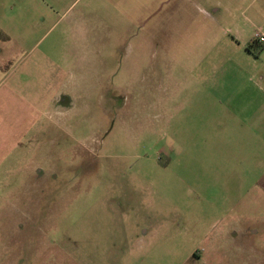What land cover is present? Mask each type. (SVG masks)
<instances>
[{
	"label": "rangeland",
	"instance_id": "1",
	"mask_svg": "<svg viewBox=\"0 0 264 264\" xmlns=\"http://www.w3.org/2000/svg\"><path fill=\"white\" fill-rule=\"evenodd\" d=\"M260 30L264 0H0V264H263Z\"/></svg>",
	"mask_w": 264,
	"mask_h": 264
},
{
	"label": "crops",
	"instance_id": "2",
	"mask_svg": "<svg viewBox=\"0 0 264 264\" xmlns=\"http://www.w3.org/2000/svg\"><path fill=\"white\" fill-rule=\"evenodd\" d=\"M264 32V31H263ZM254 40V39H253ZM20 104H18V106H16L15 108V114H16V119L15 121H2L0 123V127H4V126H9V130L8 132L4 133V129L5 128H2L0 129V141H8V139L11 137V133H17V135H21L20 134V129L21 127L24 126V121L26 120V114H24L22 112V109L19 107ZM35 111H37V108L35 107L34 108ZM11 113L14 112V111H10ZM6 113V112H5ZM1 115H3V111L1 113ZM1 125H4V126H1ZM7 128V129H8ZM6 129V130H7Z\"/></svg>",
	"mask_w": 264,
	"mask_h": 264
},
{
	"label": "built area",
	"instance_id": "3",
	"mask_svg": "<svg viewBox=\"0 0 264 264\" xmlns=\"http://www.w3.org/2000/svg\"><path fill=\"white\" fill-rule=\"evenodd\" d=\"M254 40L259 43L263 44L264 43V32L262 30L257 31L254 35Z\"/></svg>",
	"mask_w": 264,
	"mask_h": 264
},
{
	"label": "trees",
	"instance_id": "4",
	"mask_svg": "<svg viewBox=\"0 0 264 264\" xmlns=\"http://www.w3.org/2000/svg\"><path fill=\"white\" fill-rule=\"evenodd\" d=\"M252 47H257V48H261L262 45H260L259 43H257L255 40L252 41Z\"/></svg>",
	"mask_w": 264,
	"mask_h": 264
},
{
	"label": "flooded vegetation",
	"instance_id": "5",
	"mask_svg": "<svg viewBox=\"0 0 264 264\" xmlns=\"http://www.w3.org/2000/svg\"><path fill=\"white\" fill-rule=\"evenodd\" d=\"M261 252L264 253V249H262ZM262 263L264 264V257L262 259Z\"/></svg>",
	"mask_w": 264,
	"mask_h": 264
}]
</instances>
